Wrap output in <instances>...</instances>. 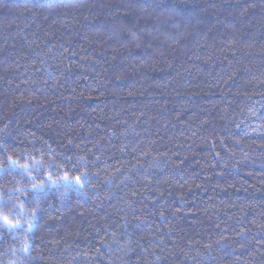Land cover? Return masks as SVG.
Here are the masks:
<instances>
[{
	"label": "trees",
	"instance_id": "trees-1",
	"mask_svg": "<svg viewBox=\"0 0 264 264\" xmlns=\"http://www.w3.org/2000/svg\"><path fill=\"white\" fill-rule=\"evenodd\" d=\"M0 264H264V0H0Z\"/></svg>",
	"mask_w": 264,
	"mask_h": 264
},
{
	"label": "snow or ice",
	"instance_id": "snow-or-ice-1",
	"mask_svg": "<svg viewBox=\"0 0 264 264\" xmlns=\"http://www.w3.org/2000/svg\"><path fill=\"white\" fill-rule=\"evenodd\" d=\"M9 160H10V162H12L11 161V158H9ZM24 167H26V166H24ZM64 179H68L67 175H65ZM76 182L77 183L80 182V177H76ZM41 186L42 185H34L33 187L35 188V187H41ZM33 216H35V212H33ZM3 220H4V223H5V226L11 227L13 229L21 227V224H20L19 221H17L15 224H12V222L8 220V217L7 216H4L3 217ZM31 229H32V225L29 224L28 231H31ZM26 250L27 249L25 248V251Z\"/></svg>",
	"mask_w": 264,
	"mask_h": 264
}]
</instances>
